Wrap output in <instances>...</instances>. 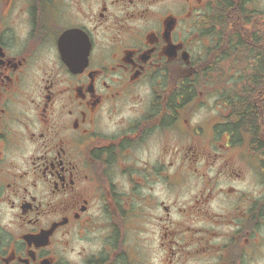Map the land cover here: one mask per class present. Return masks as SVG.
I'll return each instance as SVG.
<instances>
[{
  "label": "flooded vegetation",
  "instance_id": "af4514ba",
  "mask_svg": "<svg viewBox=\"0 0 264 264\" xmlns=\"http://www.w3.org/2000/svg\"><path fill=\"white\" fill-rule=\"evenodd\" d=\"M0 264H264V0H0Z\"/></svg>",
  "mask_w": 264,
  "mask_h": 264
},
{
  "label": "trees",
  "instance_id": "16d2710c",
  "mask_svg": "<svg viewBox=\"0 0 264 264\" xmlns=\"http://www.w3.org/2000/svg\"><path fill=\"white\" fill-rule=\"evenodd\" d=\"M235 109H236V111H239V110H240V108H239V107H235Z\"/></svg>",
  "mask_w": 264,
  "mask_h": 264
},
{
  "label": "rangeland",
  "instance_id": "374dc122",
  "mask_svg": "<svg viewBox=\"0 0 264 264\" xmlns=\"http://www.w3.org/2000/svg\"><path fill=\"white\" fill-rule=\"evenodd\" d=\"M188 192H189V190H188Z\"/></svg>",
  "mask_w": 264,
  "mask_h": 264
}]
</instances>
